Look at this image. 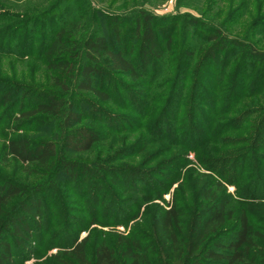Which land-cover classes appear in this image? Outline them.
Listing matches in <instances>:
<instances>
[{"label": "trees", "instance_id": "16d2710c", "mask_svg": "<svg viewBox=\"0 0 264 264\" xmlns=\"http://www.w3.org/2000/svg\"><path fill=\"white\" fill-rule=\"evenodd\" d=\"M205 1L199 16L157 15L137 4L111 13L91 0H52L32 13H0V20H17L0 26V57L36 61L44 74L43 86L32 88L0 78V124L14 122L0 155L43 177L30 188L0 175V264H15L14 245L25 248L24 237L42 232L66 240L43 264H264V223L254 224L248 205L225 186L250 176L246 187L264 189V50L258 48L264 0ZM246 14L252 16L246 35H231L226 26ZM103 104L131 115L115 116ZM32 130L51 135L23 133ZM124 130L141 133L104 158H79ZM164 141L174 147L161 149L169 155L150 153L167 156L153 169L107 165ZM228 144L240 149L225 159ZM206 149L214 156L205 180L175 171V164H186V152ZM197 159L204 163L202 155ZM179 179L168 205L127 234L89 231L79 238L86 221L66 215L67 197L79 196L73 185H85L97 207L88 216L95 218L109 199L106 212L117 219L106 222L126 225L138 214L113 213L122 203L110 184L161 194ZM54 226L60 229L51 232Z\"/></svg>", "mask_w": 264, "mask_h": 264}, {"label": "rangeland", "instance_id": "374dc122", "mask_svg": "<svg viewBox=\"0 0 264 264\" xmlns=\"http://www.w3.org/2000/svg\"><path fill=\"white\" fill-rule=\"evenodd\" d=\"M49 1L52 0H0V13L1 14L8 13L9 15H16V13L19 14L21 12L32 13L34 9L36 10V9H40V7H44V5H46ZM91 3L93 6L99 7L111 13L123 12L125 9H129L132 6V4H137V6H144L146 9L157 15L178 14V13L182 14L188 12L196 16L200 15V12L204 10L206 5L205 0H184L183 3L180 4L177 0H91ZM219 5L221 6V8L223 7L222 10L223 9L225 10V6L227 7L225 2H221V3L219 2ZM211 13H213V11ZM251 19H252L251 14H246L238 23L227 25L226 29L231 35L237 36L239 38H243L246 35V30ZM16 22L17 20L14 17L8 16V18L5 17L0 20V26L7 25L8 27L10 25L12 26L13 23L16 24ZM259 38H261L262 41L258 44V48L264 50L263 37L261 36ZM37 65H39V67L41 66L40 64H37L36 61L35 63H31V62L25 63L22 61H18L12 57H0V78L10 81H15L16 83H22L25 86H27L26 88L35 87L32 85L43 86L44 74L41 72V70ZM102 107L104 110H108L110 113H113V115L115 116L131 115V112H129V110H123L122 108L117 107L116 105L113 104L110 105L103 104ZM1 111L2 109L0 110V112ZM10 115L11 114H9L8 116ZM7 120H4L3 123L0 124V150L5 145L8 137L12 134L11 127L14 124V122H10ZM120 121L121 119L118 118L115 124L118 123L116 125H121ZM95 125L99 126L100 124H97L96 122ZM101 129H103V127H101ZM48 131L50 130H46V132L32 130V132H23V133H27V134L30 133L29 135H33L36 138H39L42 135H46L45 133H47ZM140 133L141 132L139 130L138 131L124 130L119 134H112L110 135L108 140H106L107 142L105 144H102L103 146L101 147L97 146L95 150L92 153H90L91 155L80 156L79 158H82L84 160H91L96 155L97 157L99 156L100 158H104L105 156L110 155L112 151L119 150L121 149L122 146L128 145V143H130L131 140H134L135 137L138 136ZM50 135H51V131H50ZM227 135L230 136L234 134L233 133L225 134V136ZM237 136H240V134L237 133L234 137ZM112 139H115L113 146L109 144ZM167 146L174 147L171 144H168L166 141L153 143L147 149L143 150L142 152H139L136 155L133 154L132 156H127L126 154L122 153L120 154V156H118V158L112 160L107 165L109 168L125 166L128 168L138 167V168L150 170L153 169L157 165V163H159V161L167 157L165 154H161L162 156H159L158 158L152 156L150 157L149 156L150 153L159 149V151L162 152L164 151V153L168 154L166 150H161V149H166ZM238 147L240 146H235L232 144L223 146L222 150L225 152V154H221V156L223 155L222 157L226 159L227 158L226 155L231 156L233 154H236V150L240 149ZM175 149L177 150L178 148ZM206 150L209 151L207 152L202 151L200 153L195 151L186 152L185 154L186 164L183 167L177 166L178 164L177 165L175 164V168H174L176 169L175 171L177 170L180 171L181 173L180 175H183L184 178L190 177L191 180L192 179L195 180L196 178H198L197 174H200L203 175L202 179L205 180L206 174L210 173V171L207 170L205 167L206 165L210 164L209 162L211 159H213L212 156H214L210 149H206ZM198 154L202 155V159L204 160V163L202 161L201 162L198 161L197 159ZM221 160L223 159L221 158ZM259 174H261V176L264 177V164H261L259 168ZM0 175L12 179L14 181L25 183L30 188H34L36 185L42 182L43 179V177L37 173H31V174L27 173V171L25 170V165L19 163L15 158L11 157L8 158V160H5L4 156L1 155H0ZM249 177L250 176H247L245 180L243 178L240 181L239 186L233 184H226L225 185L227 188L226 192L232 194L236 202H238L239 204L248 205V207L251 209L250 215L253 223L259 225L261 223H264V196L263 198L260 199L254 197L258 195H264V189L262 191H260V189L252 190L250 185H249L250 188L246 187L248 183L251 184L252 182V179ZM181 180L179 179L178 181H176L172 185L168 193H161V194L160 193L142 194L133 190H122L121 187L109 183L110 184L109 187L112 188V191H115V193H113L114 197L115 198L117 197L119 199L118 201L122 203V204L117 203V205L113 207L114 209L113 213H115L114 211H116L117 208H120L121 211L120 213L124 215L123 217L125 216L129 217L132 214H136V213L138 214L130 221H128L126 225L123 224L115 225L116 223L108 224V222H106L110 219H113V221H116L117 219L115 215H113L112 218L111 216L109 217L108 215L110 214L106 212V207H108L109 199H106V201L102 203V206L99 212H97L98 214L95 216V218L88 216L87 211H90L92 209H97L96 206L94 207V205L91 202H89L90 195L92 192L88 191V189H85V185H83V187L81 186L79 187L77 186V184H74L73 187L75 186L77 190L79 189L78 190L79 196L76 197L74 194H72L67 197L66 215H68V217H73L74 219H82L83 221H86L87 228L80 231L79 238L84 237L89 231L92 232L113 231V232H121L123 234H127L129 231H131V229L134 226L139 225V227H141V224L144 223V220H146L148 215L151 212H153L156 208H165L168 205V202L171 200V194L173 192V189L178 185V183ZM64 184L66 183L62 182L60 185L65 186V188H67L66 185ZM243 186H245V189L242 188ZM239 187H241V189H239ZM43 189L44 188H39L40 191H43ZM237 189H238V194L240 193L239 196H237ZM253 192L254 194H252ZM130 200H132L133 203H130L129 202ZM135 202L139 204H135ZM53 220H54L53 222H56L57 220L59 221L58 218H54ZM57 229L60 228L54 226L50 231L52 232ZM78 229L79 228L74 224L73 229H71V232L76 233ZM11 239L14 240L13 238ZM23 239H25V242H23V240L21 241L24 243L22 245L25 248H21L14 245L15 264H43V262H45L46 259H49L53 253H55L57 250L61 248L60 246H64V243H66V240L65 238H63L62 235H56V237H52L50 236V234H47L45 232H42L41 234H33L31 238L24 237Z\"/></svg>", "mask_w": 264, "mask_h": 264}]
</instances>
